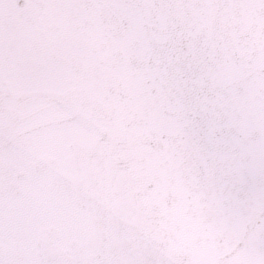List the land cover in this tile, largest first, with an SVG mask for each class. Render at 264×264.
Here are the masks:
<instances>
[{"label": "snow or ice", "instance_id": "1", "mask_svg": "<svg viewBox=\"0 0 264 264\" xmlns=\"http://www.w3.org/2000/svg\"><path fill=\"white\" fill-rule=\"evenodd\" d=\"M0 264H264V0H0Z\"/></svg>", "mask_w": 264, "mask_h": 264}]
</instances>
